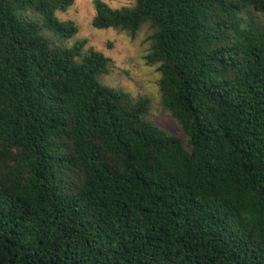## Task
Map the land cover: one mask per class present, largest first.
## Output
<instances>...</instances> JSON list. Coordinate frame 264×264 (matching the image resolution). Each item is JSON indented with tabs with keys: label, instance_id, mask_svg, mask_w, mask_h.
Segmentation results:
<instances>
[{
	"label": "trees",
	"instance_id": "trees-1",
	"mask_svg": "<svg viewBox=\"0 0 264 264\" xmlns=\"http://www.w3.org/2000/svg\"><path fill=\"white\" fill-rule=\"evenodd\" d=\"M76 0H0V264H264V0H95L147 26L163 107L61 21Z\"/></svg>",
	"mask_w": 264,
	"mask_h": 264
},
{
	"label": "rangeland",
	"instance_id": "rangeland-1",
	"mask_svg": "<svg viewBox=\"0 0 264 264\" xmlns=\"http://www.w3.org/2000/svg\"><path fill=\"white\" fill-rule=\"evenodd\" d=\"M95 0H76L65 13H58L61 21H73L79 28L78 34L70 41L87 40V48H94L112 59L109 74L102 77L108 87L122 90L133 98L148 97L151 100L149 120L161 129L177 135L184 140L185 134L163 107L159 80L161 73L157 65H148L149 52L147 37L149 29L144 26L135 37L113 29L100 30L93 26L96 15ZM112 8L135 5L136 0H101ZM264 24V23H263Z\"/></svg>",
	"mask_w": 264,
	"mask_h": 264
}]
</instances>
